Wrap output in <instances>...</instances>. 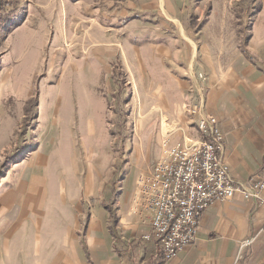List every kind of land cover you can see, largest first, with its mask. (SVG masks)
Segmentation results:
<instances>
[{"label":"rangeland","instance_id":"1","mask_svg":"<svg viewBox=\"0 0 264 264\" xmlns=\"http://www.w3.org/2000/svg\"><path fill=\"white\" fill-rule=\"evenodd\" d=\"M263 5L264 0H0V198L31 173L40 153H52L50 183L59 188L60 167L74 173L76 154L77 233L80 254L89 260L86 230L93 210L106 209L110 227H116L118 208L138 175L152 169L163 139L180 132L170 122L175 111L167 87H153L154 75L188 79L180 55L189 32L219 34L225 55L244 48ZM162 47L174 58L158 57ZM70 142L72 156L66 151ZM56 144L62 148L57 155ZM19 249L16 263L40 264L31 247Z\"/></svg>","mask_w":264,"mask_h":264},{"label":"crops","instance_id":"2","mask_svg":"<svg viewBox=\"0 0 264 264\" xmlns=\"http://www.w3.org/2000/svg\"><path fill=\"white\" fill-rule=\"evenodd\" d=\"M253 22L245 47L228 55L219 34L189 32L191 39L187 38L180 55L187 61L188 79L173 76L172 81H163L156 74L151 81L157 90L166 86L165 95L174 103L170 122L180 132L169 135L171 145L202 138L186 112L187 106L202 100L205 111L219 119L225 134L224 159L240 182L260 177L264 169V5ZM198 38V49H194ZM161 52L158 57L174 58L169 47H162ZM56 145L54 154L62 150ZM66 149L72 156L71 142ZM51 154L36 156L32 174L22 176L0 198V264H18L21 246L31 247L41 258L37 259L40 264H264V188L259 197L237 192L230 200L212 203L202 214L196 242L165 260L156 242L142 239L148 228L132 213L136 184L118 208L113 231L109 212L93 210L86 230L92 257L86 259L80 254L77 233L81 204L78 158L73 156L74 173L68 174L64 164L60 167L57 188L50 183ZM23 258L24 263L30 261L29 256Z\"/></svg>","mask_w":264,"mask_h":264},{"label":"built area","instance_id":"3","mask_svg":"<svg viewBox=\"0 0 264 264\" xmlns=\"http://www.w3.org/2000/svg\"><path fill=\"white\" fill-rule=\"evenodd\" d=\"M186 112L202 138L171 145L167 136L152 169L138 175L132 203V213L148 228L142 239L156 242L165 260L196 242L202 214L212 203L237 192L259 197L264 188V169L245 182L232 176L224 159L225 134L202 100Z\"/></svg>","mask_w":264,"mask_h":264},{"label":"bare ground","instance_id":"4","mask_svg":"<svg viewBox=\"0 0 264 264\" xmlns=\"http://www.w3.org/2000/svg\"><path fill=\"white\" fill-rule=\"evenodd\" d=\"M166 131H168V127H167V123H164V125H163V134H167L168 132H166Z\"/></svg>","mask_w":264,"mask_h":264},{"label":"trees","instance_id":"5","mask_svg":"<svg viewBox=\"0 0 264 264\" xmlns=\"http://www.w3.org/2000/svg\"><path fill=\"white\" fill-rule=\"evenodd\" d=\"M0 17H2V18H3V16H2V15H0ZM112 231H113V229H112Z\"/></svg>","mask_w":264,"mask_h":264}]
</instances>
